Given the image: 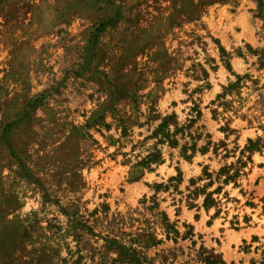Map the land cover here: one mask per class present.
<instances>
[{
  "label": "rangeland",
  "instance_id": "374dc122",
  "mask_svg": "<svg viewBox=\"0 0 264 264\" xmlns=\"http://www.w3.org/2000/svg\"><path fill=\"white\" fill-rule=\"evenodd\" d=\"M200 246L264 264V0H0V264Z\"/></svg>",
  "mask_w": 264,
  "mask_h": 264
},
{
  "label": "trees",
  "instance_id": "16d2710c",
  "mask_svg": "<svg viewBox=\"0 0 264 264\" xmlns=\"http://www.w3.org/2000/svg\"><path fill=\"white\" fill-rule=\"evenodd\" d=\"M100 30V27L96 28V31L98 32ZM197 261L201 264H226L224 260L217 254L214 253L212 250H206L202 246L199 247L197 253ZM124 260L126 264H140L143 257H139L134 254V252H131L130 254L124 255Z\"/></svg>",
  "mask_w": 264,
  "mask_h": 264
}]
</instances>
